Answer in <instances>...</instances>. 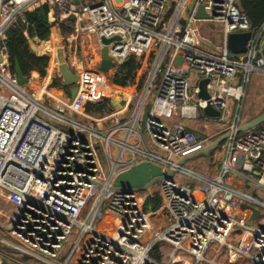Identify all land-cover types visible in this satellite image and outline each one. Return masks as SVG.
Wrapping results in <instances>:
<instances>
[{"label": "built area", "instance_id": "1", "mask_svg": "<svg viewBox=\"0 0 264 264\" xmlns=\"http://www.w3.org/2000/svg\"><path fill=\"white\" fill-rule=\"evenodd\" d=\"M199 6L207 18L195 16ZM42 7L48 9L49 24L58 28L62 20L73 19L69 41L76 45L66 57L78 75L73 101L51 85L50 71H58L56 55L47 70L51 83L40 92L19 86L10 70L8 32L18 21L26 22V12ZM203 25L218 27L223 35L221 45L208 41L207 53L201 50ZM239 32H252V37L247 52L232 58L227 39ZM115 36L120 41L109 45L114 64L103 72L101 37ZM32 40L39 50L42 41L28 38V44ZM263 40L264 25L255 30L238 0H0V264H24L18 253L44 264H264V201L227 182L234 174L263 183L264 125L239 132L241 114L226 117L230 100L238 107L242 102L252 72L264 73ZM98 51L101 63L84 67L83 58L93 63ZM179 58L187 71L210 79V102L221 112L219 135L226 139L217 176L183 167V159L206 149L210 139L174 122L196 119L207 105L199 98L194 103L199 89L180 69ZM130 59L140 73L153 60L145 132L158 154L130 144L140 125V100L108 77ZM27 78L30 83L35 74ZM108 87L125 104L95 124L81 120L85 105L106 98ZM126 112L129 118H124ZM126 151L132 158L124 156ZM143 160L187 180L159 181L162 203L155 212L144 210L150 189L111 188L117 173ZM97 183L103 187L85 212ZM256 209L260 216L253 219ZM156 214L167 223H153Z\"/></svg>", "mask_w": 264, "mask_h": 264}, {"label": "water", "instance_id": "2", "mask_svg": "<svg viewBox=\"0 0 264 264\" xmlns=\"http://www.w3.org/2000/svg\"><path fill=\"white\" fill-rule=\"evenodd\" d=\"M193 10H194V4L188 7V12H192ZM195 16L200 19L208 17L203 6H199L197 8L195 12ZM50 27L55 28L56 33L59 36H62L60 29L54 23L50 24ZM251 37H252V32H239V33L229 34L227 39V54L230 57L235 58L238 55L246 53L247 42L251 39ZM116 41H120V37L115 36L109 39L105 37H101V42L104 45V49H103L104 61L102 67L103 72H107L108 68L114 64V59L109 55V45L112 42H116ZM29 46L32 54L36 56H41L38 55L37 43H35L34 41H30ZM260 52L264 54V40L262 42ZM257 55L258 53H256V56ZM43 56L47 57L48 59L50 58L48 54ZM56 59L58 62V72L62 79V83L68 89L69 92L68 96L70 101H73L78 92V85H77L78 75L71 70L66 58L64 47H58L56 49ZM14 70L16 74L17 84L22 87L26 86L29 83V81L27 76L24 74L21 64L17 58L14 59ZM209 81H210L209 78H201L198 83V89H199L198 98L200 100L207 102V105L201 110V112L206 117H209L211 119H218L221 116V112L216 110L210 102V94L208 91ZM148 91H149V84L146 85L143 95L140 98V102L137 107L138 111L142 110V116L140 120L141 132L146 131V123L149 118L150 109H151L150 103L144 102L146 100ZM119 104L120 106H123L125 104L124 100H121ZM262 124H264V113H262L253 121L241 126L239 132H245L251 129H255L256 127ZM225 139L226 136L215 142L212 146L205 149L203 153L209 154L212 151H216ZM172 179H173V173L171 171H167L166 169H163L160 165L152 161L143 160V161H138L137 163L131 165L126 170L117 173L116 176L113 178L111 188L121 189L124 191H132L134 189L147 191L159 181L172 180ZM97 185L99 187H103V184L101 183H97ZM259 216H260V210L258 209L254 210L252 218L256 219ZM4 264H8V263L4 261Z\"/></svg>", "mask_w": 264, "mask_h": 264}, {"label": "trees", "instance_id": "3", "mask_svg": "<svg viewBox=\"0 0 264 264\" xmlns=\"http://www.w3.org/2000/svg\"><path fill=\"white\" fill-rule=\"evenodd\" d=\"M238 4L255 30L260 29L264 25V0H238ZM47 11V7H42L26 12V22L22 23L18 21L16 27L11 28L8 32V46L11 60L10 70L13 73H15L14 59L17 58L26 76L32 71L37 72L38 76L41 78L46 76L49 67V59L45 56H36L32 54L28 44V38H37L40 41L49 40L51 36V27L47 19ZM59 29L62 35L70 33L73 29V19H66L59 22ZM23 30H26L27 37L23 34ZM137 69L138 63L134 59H130L116 70L113 77L114 83L121 87H128L134 84L137 79ZM146 81L147 76H141V79L138 80V91L141 92L144 89ZM52 87H60L68 94V89L63 85L60 77L54 79ZM113 109L110 100L107 98L95 103L88 102L85 105V111L90 116L103 117L107 113L112 112ZM263 125L264 124L258 127ZM161 203L162 199L158 192H153L146 198L144 210L155 212L160 208Z\"/></svg>", "mask_w": 264, "mask_h": 264}, {"label": "rangeland", "instance_id": "4", "mask_svg": "<svg viewBox=\"0 0 264 264\" xmlns=\"http://www.w3.org/2000/svg\"><path fill=\"white\" fill-rule=\"evenodd\" d=\"M208 30L204 31V34L205 36L209 37V38H212L213 40H216V41H219L220 40V28L218 27H214V26H207ZM70 38V33L66 34V35H62V36H59L57 33H56V30L53 29L51 30V36L49 38V40L47 41H42V45L40 46V50H38V55H46L48 54L50 56L49 60L53 59L56 55V49L58 47H64L65 46H68V43H67V40ZM34 41L35 43H37L36 40H32ZM75 43H74V46L71 48V52H74V47H75ZM30 47V46H29ZM65 53H66V57H67V54L68 52H66L65 50ZM80 54H81V50L78 49L77 50V57H80ZM83 56V55H82ZM84 59V67L86 68H91V67H95V66H98V63H101V54L100 52L98 51L96 54H95V57H94V62L91 63L90 59L89 58H83ZM153 60L151 61V65L150 66H147V68H145L141 73L140 75H138V80L141 79V76H144L146 75L147 76V81H146V84H145V87L147 85V82H148V79H149V76H150V73L152 72V67H153ZM51 68L50 66V63H49V67L47 70H49ZM112 70V68H111ZM52 73V79L51 81L53 82V79H55L58 71L57 70H51L50 71ZM114 71L112 70V72H109V79L112 80V77L114 75ZM48 76V71L46 73V76L44 78H41L40 76L37 75V77L35 79L32 80V82L28 85H26V89H35L37 91H41L42 89V86H43V83H44V80L45 78H47ZM193 85V88H194V84L192 83ZM138 87V81L130 86H128L126 89H128L129 91L133 92V96H134V100L136 101H139L140 98L142 97L143 95V92H144V89L140 92L138 91L137 88ZM112 93V91H110L109 87L107 88V95H110ZM153 93V90L150 89V92L147 94V99H146V102H149V97H151ZM198 101V97H196L194 99V103H197ZM106 116V115H104ZM199 116L204 119V114L201 112V110H199ZM245 116V117H244ZM249 115H246L244 112H242L241 114V125L245 124V120H249L250 117H248ZM96 117V116H95ZM120 117H123V116H120ZM252 117V116H251ZM80 119H82V117L80 116ZM213 120H216V119H213ZM217 121V120H216ZM90 123H94V121H90ZM101 127V126H100ZM104 127H106V125H104ZM219 134H220V130L219 129H214L210 132L206 131V130H199L196 132V135L199 137V138H211L210 141L212 142H215L217 141L218 137H219ZM211 142V143H212ZM210 143V144H211ZM151 144V142H150ZM152 145V144H151ZM222 144L219 146V148L214 151V152H210L209 154H205L203 152H199L197 154H195L193 157H189V158H186L185 161L183 162V167L186 168V169H190L196 173H199L201 175H208V176H217L218 175V172L216 170V165L217 164H214L215 163V157H216V154L217 152L219 153L221 150H222ZM152 148L155 150V151H158V149L152 145ZM118 149L117 148H113V152H114V156H116L118 154ZM160 152V151H158ZM124 156L126 158H129L132 156V154L129 152V151H126ZM101 158L103 160V162L106 164V169L108 171V168H109V165H108V156L107 154L102 151L101 153ZM135 158H138V156H135ZM178 177V175H174L173 176V179H176ZM179 178V177H178ZM254 181H253V180ZM259 181L260 179L252 176V175H245L244 177L243 176H240V175H234V174H231L229 176V180L227 182H229L233 187H235L236 189L240 190L241 192H244L248 195H251V196H256L258 197L260 200L264 201V182L262 184H259ZM181 182H187L186 178L183 177V179L181 180ZM161 182H157L154 186H152L150 188V191L152 192H156L159 190V186H160ZM101 189L100 187H96L93 192H92V195L91 197L89 198L88 200V203H87V208H86V211H89L92 206L95 204L98 196H99V193H100ZM6 209L9 210V208H11L10 206H7L5 205ZM105 210L104 209H101V213L104 212ZM151 221L154 223L155 220L153 218H151ZM167 223V220L164 221V224ZM78 233L76 232L75 235H74V239L76 240L78 238ZM16 258L19 259V261H21L22 263L24 264H44L34 258H31V257H26V256H23L21 254H17L16 255Z\"/></svg>", "mask_w": 264, "mask_h": 264}, {"label": "crops", "instance_id": "5", "mask_svg": "<svg viewBox=\"0 0 264 264\" xmlns=\"http://www.w3.org/2000/svg\"><path fill=\"white\" fill-rule=\"evenodd\" d=\"M190 5H192V4H190ZM206 30H208L207 26L203 25V29H202L201 35H200L201 38H202V44H203L201 46V50L205 51L204 50L205 46H207V44H209L208 41H210L211 44H214V45H221L222 44L223 35L221 34V32H220V40L216 41V40H213L212 38H209V37L205 36L204 31H206ZM67 43H68V46H65L66 52L71 50V48L73 47V45H71V41H69V39L67 40ZM205 52L207 53V51H205ZM50 62H51V59L49 60V63ZM179 64H180V69L182 70V72L186 73L188 76L191 77V81L194 84V86H198V83L200 81V76L197 74V72L189 71V70L187 71V66L182 63L181 58H179ZM115 72H116V70H115ZM32 73L35 74V78H36L38 73L35 72V71H32ZM138 75H140V72L137 69V79H136L135 83L138 81ZM113 77H114V75H113ZM30 83H28V84H30ZM50 83H51V81L49 80V78H45L43 85L50 84ZM147 84H148V82H147ZM51 85H52V83H51ZM123 88H127V87H123ZM63 92H64V94H66V92L64 90H63ZM66 95L68 96L69 92ZM106 98L110 100V102H111V104H112V106L114 108L113 111H116L118 109V104L121 101L120 100L121 96L118 95V94H114L113 95L111 93ZM151 99H152V95H151V97H149L148 101L151 102ZM236 112H239L240 114H242V112H244L246 115H249L248 117H250V119L249 120L246 119L245 120L246 121L245 124L253 121L258 116H260L262 113H264V73L262 71L255 70L254 72H252L250 82L246 86L245 94H244L243 100L240 103L239 107H238V103L235 100H233V99L230 100L229 106H228V109H227V113H226L227 119H231L232 116ZM108 114L109 113H107L106 115H108ZM127 114L128 113L126 112L125 115H124V118H129V115H127ZM80 116L82 117L81 120L89 122V123L92 120L95 123L96 119H98L100 117V116H96V117L95 116H90L87 113L81 114ZM103 117H105V116H103ZM216 120H213V119H211L209 117H206L205 115H204V119H202L199 116V111H198V115H197L196 119L183 120L181 118L180 119L176 118L174 120V122L183 123L187 128H189L191 131L196 133L197 131L202 130V129L206 130L208 132H210V131H212V130H214L216 128L221 130L222 127H221L220 123L218 121H216ZM245 124H243V125H245ZM96 125L98 127L102 126V124H99V123H97ZM224 136L225 135H222V136L219 135L217 141L222 139ZM207 138L211 140V138H209V137H207ZM217 141H215V142H217ZM211 142L212 141H210V143ZM215 142H212L211 144L209 143L208 147L212 146ZM130 144L132 146H134V147H137L139 150H144L145 152H153V153H157V154L159 153L158 151H155L152 148V145L150 144L149 137L146 134V132H141L140 125L135 126L134 131H133V136H131V138H130ZM203 151H201V152H203ZM195 154H197V153H195ZM195 154L191 155L190 157H193ZM130 158H132V156L129 157V159ZM185 159H183V160L185 161ZM214 164H217L215 168H216V170L218 172L219 168H220V164H221V153L220 152L219 153L217 152ZM206 176H208V175H206ZM176 179L181 181L183 179V177H179V178L177 177Z\"/></svg>", "mask_w": 264, "mask_h": 264}, {"label": "bare ground", "instance_id": "6", "mask_svg": "<svg viewBox=\"0 0 264 264\" xmlns=\"http://www.w3.org/2000/svg\"><path fill=\"white\" fill-rule=\"evenodd\" d=\"M40 50V48H39ZM264 182V181H263ZM151 218H153L155 220V224H158V225H163L164 224V221L166 220L165 216L162 215V214H156V215H153ZM150 218V219H151Z\"/></svg>", "mask_w": 264, "mask_h": 264}]
</instances>
